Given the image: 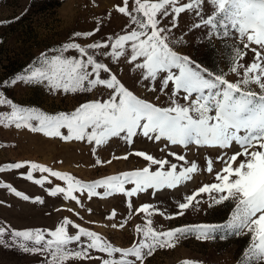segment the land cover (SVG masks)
Masks as SVG:
<instances>
[{
    "label": "rangeland",
    "instance_id": "obj_1",
    "mask_svg": "<svg viewBox=\"0 0 264 264\" xmlns=\"http://www.w3.org/2000/svg\"><path fill=\"white\" fill-rule=\"evenodd\" d=\"M122 5L123 0H0V94L3 98L20 108L35 109L49 116L71 114L87 102L107 101L112 90L104 86H97L91 91L65 93L63 90L50 89L46 82H17L7 86L5 82L25 74L33 66L39 67L38 61L42 55L51 58L60 54L58 50L65 44L75 42L87 48L93 43H114L116 38L129 33L134 27L131 18L117 10ZM128 7L136 15L134 0H129ZM212 12L213 6L205 0L201 6L202 17L206 19ZM202 17L194 11L180 14L178 26L169 34L170 46L208 72L223 75L230 82H239L243 78V69H238L240 75L231 71L236 51L244 53L238 63L246 67L255 60L253 49L259 51L262 57L264 49L255 44H250L246 49V37L242 39L238 27L231 24L227 29L220 26L214 30L206 26L194 27L201 23ZM172 19V16L165 17L161 26L168 27ZM212 32L216 34L212 35ZM75 33L82 35L77 37ZM87 33L93 34L84 35ZM125 50L126 54L131 52L130 43L126 44ZM89 51L97 55L100 63L111 69V73H101L102 79L115 74L138 98L159 107L171 106V84L167 90L162 91L159 78L155 81L140 79L141 70L133 63L127 62L124 57L119 60L110 59V47ZM64 55L79 58L75 50L65 52ZM259 62L264 65V59ZM248 88L259 92L257 85H249ZM178 102L181 105L188 103L183 100L182 94ZM11 111L9 105H0V116H7ZM30 123L38 127V122ZM60 132L64 136L68 135L66 128H61ZM236 150L238 146L235 144L227 150L194 144L187 147L172 145L165 139L156 141L142 134L134 136L131 143L126 142L121 134L120 137L109 138L102 145H96L86 139L64 140L58 136L45 135L41 131H32L29 127L17 128L15 123L5 120L0 123V168L8 169L17 163L24 164V167L0 171V185H10L29 199L24 200L8 188L0 187V226L11 230H41L49 233L68 219L72 221V226L67 227L69 235H77L79 229L75 225H79L80 228L98 234L113 247L128 249L143 239L137 228L144 229L148 226V220H151V227L157 231L183 226L224 225L231 218L234 202L226 201L209 207L207 194L197 197L201 202L197 205L194 201L193 206L184 210L182 216L172 219L166 217L179 211L178 204L184 202L186 196L204 184L215 182V172L209 174L205 170L208 159L215 161V170H220L223 165L216 160L217 156L225 151L231 155ZM137 152L151 155L156 160L175 163L178 171L191 163H196L199 170L192 174L190 181L177 188L147 189L129 197L125 193L135 188V185L125 183L124 192L112 191L105 195L108 189L98 187L95 189L98 195L91 198L86 190H76L72 193L76 200H72L65 199L64 194L50 195V191L57 187L67 190V181L51 176L50 173L33 171L30 167L34 163L49 168L83 185L110 177L123 178L124 173L140 171L146 167L150 171L159 170L158 165L137 156ZM179 155L185 156V161L177 160L176 156ZM168 169L169 165H165L164 170ZM29 172L33 180L25 178ZM42 177L46 178L43 185L34 183ZM144 204L152 206L149 209L151 215L138 211ZM211 236L213 238L208 239H197L196 234L180 236L174 242V247H158L151 255L145 254L143 264H184L185 261L192 264H242L244 252L251 242V234L236 235L225 228H218ZM45 238L51 237L46 235ZM4 240L12 244L11 236L7 233ZM87 243L88 238L82 237L80 242H74L68 248L78 251ZM89 256L92 258L72 259L66 264H103L104 259L121 258L119 253L109 257L95 249L89 250ZM47 259L44 253H27L16 246L0 245V264H47ZM128 259L135 260L134 257ZM135 264L141 262L135 261Z\"/></svg>",
    "mask_w": 264,
    "mask_h": 264
},
{
    "label": "snow or ice",
    "instance_id": "obj_2",
    "mask_svg": "<svg viewBox=\"0 0 264 264\" xmlns=\"http://www.w3.org/2000/svg\"><path fill=\"white\" fill-rule=\"evenodd\" d=\"M213 6V12L206 19L202 17L201 6L205 0H134L136 15L129 10V0H123V5L118 6V11L131 18L133 29L116 38L114 43H93L87 48L78 43L65 44L60 54L49 58L42 55L38 61L39 67L29 68L25 74L18 75L11 81H6L5 86L15 85L17 82L27 84L47 83L50 89L63 90L65 93L77 91H91L97 86H104L112 90V95L107 101H93L82 104L71 114H58L49 116L31 108H20L0 94V105L7 104L12 111L7 116H0V123L5 120L15 123L17 128L29 127L32 131H41L45 135L58 136L64 140H87L89 143L102 145L111 137L123 138L131 143L132 138L138 134L159 141L167 140L172 145L194 144L199 147H212L230 149L233 144L238 150L231 155L225 151L217 156L223 167L214 169L215 161H206V171L209 174L215 172V182L204 184L192 194L185 197L184 202L178 204L179 211L173 216H182L184 210L189 209L201 201L197 197L207 194L209 207L232 201L235 204L230 220L220 226L195 225L183 226L167 231H157L151 227V220L147 221L144 229L137 228L143 239L128 249H120L111 246L102 238L91 231L80 228L77 235H69L67 227L72 226V221L65 219L63 224L54 231L45 233L41 230H11L0 226V245L16 246L27 253H44L47 264H66L72 259H91L89 250L95 249L100 253H106L109 257L119 253L120 259H104L103 264H135L140 261L143 264L144 255H151L156 248L174 247L175 241L187 234H196L197 239L213 238L211 236L218 228H225L236 235L251 234V242L244 252L242 264H264V65L261 61L264 57L259 51L255 52V60L248 66L238 61L243 59L244 53L236 51V60L231 71L240 75L238 69H243V78L239 82H230L223 75H215L203 69L191 60L190 57L180 55L170 46L169 34L178 26L180 14L194 11L201 16V23L194 27L206 26L216 29L218 26L227 29L231 24L238 27L239 35L246 37L247 49L250 44L264 49V0H207ZM171 9V11H169ZM173 19L168 27L161 26L165 17ZM98 31V29H97ZM87 33L84 35H92ZM215 35V32L211 33ZM79 37L82 34L75 33ZM130 43L131 52L126 54L125 46ZM111 48L110 59H124L133 63L141 70L140 79L155 81L159 78L162 91L167 90L171 84L169 93L171 106L159 107L144 99L138 98L115 74L102 79L101 73H111V69L104 63L98 62L89 49ZM75 50L79 58L67 57L65 52ZM130 56V60H129ZM86 58V59H84ZM142 59V62H139ZM91 68V71L88 69ZM249 85H257L259 92L252 91ZM155 90V89H153ZM187 101L181 105V99ZM214 112V115L212 113ZM30 121L38 122V127ZM7 126V124L5 125ZM61 128L68 130L64 136ZM90 129V131H89ZM146 161L158 165L159 170L150 171L144 168L140 171L110 177L93 184L83 185L73 178L49 168L31 164L33 171L50 173L51 176L67 181V190L57 187L50 191V195L64 194L65 199L76 200L72 194L76 190H86L89 198L98 195L95 191L98 187L108 189L105 195L112 191L124 192L125 183H133L135 188L125 194L129 197L147 189L177 188L182 183L192 179V174L199 169L196 163L183 166L177 170V164L168 160H156L151 155L143 152L135 153ZM172 155H176L173 153ZM179 161H185V156H176ZM169 165L168 170H164ZM24 164H13L11 168H22ZM33 180L32 173L26 177ZM46 178L42 177L34 181L43 185ZM6 187L16 196L24 200L29 197L18 192L10 185ZM39 201V198H37ZM42 202V201H40ZM152 206L144 204L139 212L148 213ZM159 210H157L158 212ZM259 213V215H257ZM163 215V213H160ZM9 234L12 244L5 240V234ZM49 236L51 238L46 239ZM82 237H87L89 243L78 251L68 248L74 242H80ZM32 245V246H29ZM128 257H134L130 260ZM184 264H192L185 261Z\"/></svg>",
    "mask_w": 264,
    "mask_h": 264
},
{
    "label": "trees",
    "instance_id": "obj_3",
    "mask_svg": "<svg viewBox=\"0 0 264 264\" xmlns=\"http://www.w3.org/2000/svg\"><path fill=\"white\" fill-rule=\"evenodd\" d=\"M90 52V51H89ZM91 54L94 55V58L98 60V62H100V60L98 59L97 55H95L94 53L90 52Z\"/></svg>",
    "mask_w": 264,
    "mask_h": 264
}]
</instances>
